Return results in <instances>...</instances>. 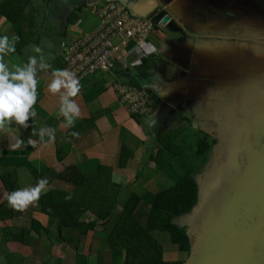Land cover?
Masks as SVG:
<instances>
[{"label": "crops", "instance_id": "crops-1", "mask_svg": "<svg viewBox=\"0 0 264 264\" xmlns=\"http://www.w3.org/2000/svg\"><path fill=\"white\" fill-rule=\"evenodd\" d=\"M109 1L127 6L134 15L140 14L136 16H148L150 14L155 16L164 10V14L168 16V21L161 22L163 26L174 20L173 23L177 25V30L186 32V28L194 29L196 26L199 29L195 30L201 31L200 33L208 30L205 14L202 12L196 16L194 13L195 5L200 10H207L208 7L204 4L208 0H29L27 15L31 19L30 35L23 42L20 41L18 31L12 28L11 22L5 20L0 14V36L6 35L10 40L13 37H19L15 44V52L4 57L9 68L12 69L13 65L22 66L26 64L30 56H36L39 60L41 55L45 62L50 65L46 70L37 71V101L32 109L36 115L29 118L27 122L29 127L23 128L11 124L5 130H0V264H124V252L110 250L107 232H110L117 222L123 206L131 195L137 196L138 199L133 217L141 226L145 227L148 213L155 202L156 195L181 184L182 179L188 175V179L193 183L195 203L188 211L189 213L184 215L186 218L183 219L182 224H189L192 220L190 231L193 232L199 229H207L206 224H209V227L221 225L225 217L230 220L228 216L234 212L233 209H236L238 203L242 202L237 195L241 194L239 192H247L243 189L240 180H237L239 181V184L236 185L238 188L233 190L223 186L220 182L218 183V180L225 178L223 177L225 168L222 163L225 156L219 153L213 157L211 147L204 156L197 153L198 142L201 139H205L210 145L208 134L215 135L222 131L217 129L215 132L213 124L220 128L226 122H230L231 117L228 121L225 119L226 112L230 113L231 101L240 94V92L233 96L227 94L231 92L232 87L231 81H227L225 78L231 68L236 66L232 60L230 63V57L237 54L233 49V46L238 43L237 38H244L247 42L251 35L257 33V30L251 28L242 31L240 29L241 22L237 18L228 23V16H218V20L212 24L213 31L218 33L221 30L226 35L233 34L235 36L224 39L222 47L206 49L199 54H194L196 57H205L203 61L206 63V65H199L194 68V71L204 73V76L201 77L202 85L196 86L195 91L191 92L193 98L197 95L203 97L202 101L205 107L200 106L197 110L195 109L196 112L205 116L208 112L207 107L219 104V110L210 117L207 115L204 123L198 124L194 122L193 117H190L193 108L186 109L189 110L186 111L185 108L181 110L164 103L168 109L161 104L160 109H164L161 111L166 110L168 113L169 108L175 110L177 115L171 116L170 121L180 122L181 125H174L170 129H166L167 125L161 127L160 122L157 129L154 128L153 124L156 125V123L152 122L151 116L155 114L157 116L159 103L166 101L162 100L161 102L159 88L152 81L146 83V86L153 87L158 95H156L158 101L154 113L140 117L139 121L131 117L129 112L119 104L112 85L115 81L120 80L128 81L135 86H144L145 84L142 83L147 82V77L141 75L136 68L144 56H138L133 51L131 60L136 62H133L135 64H131L123 73H116L114 76L107 73H96L79 81L80 91L72 99L78 105L80 115L75 118L74 126H66L64 117L59 114L60 93L52 94L48 91V84L53 79V71L65 70L60 43L82 32L94 29L99 22L94 9ZM1 2L3 0H0ZM190 8L192 12L189 10ZM240 8L242 9V6ZM242 10L246 11L245 9ZM70 12L74 14L66 19ZM232 14L235 15L234 12ZM189 18L198 20L194 24L191 20L189 22ZM221 18L223 21H219ZM244 23L242 22L243 25ZM163 26H157L155 29L159 32L154 38L155 44L150 40L151 45L154 46L153 51L151 50L146 55H155L156 58L153 59H157L156 63L161 65L165 63H161L162 59L157 55L162 57L159 51L165 50V38H169L162 35ZM223 27H225L224 30ZM41 30L45 35L42 34ZM45 31L49 33L47 32V34ZM170 37H174L172 40L175 41L181 40L176 35ZM260 45L250 43L245 49L251 55L252 60H257V56L261 58V50L264 44ZM36 47L41 49L40 53L35 52ZM173 64L166 65L163 69V72L167 71L172 74L170 81L179 80L180 75L183 74L180 65L182 62L177 56L176 59H173ZM148 76L152 77V74L149 75L148 73ZM211 78L212 81H210ZM251 79L264 81V76L263 74H253ZM178 82L174 81L176 85ZM176 90L178 88L175 89V92ZM221 97L225 99L220 103H215L217 100H212V98L219 99ZM212 101L215 102L209 104ZM178 103L181 102L176 101V105L181 107ZM140 121L143 123L145 121L146 125L152 129L146 131L141 126ZM231 125L228 123V126ZM71 127H76L73 132L79 133L78 137L68 135V130ZM41 129H53L55 139L50 140L47 132L41 139ZM153 130L156 132H150ZM231 130L235 131V127L226 128L225 131L221 132L223 133L221 139L229 138ZM172 131L176 132L172 134ZM73 132H69V134ZM217 137L220 138L218 135ZM18 139L22 140L23 143L20 147L13 148L12 145ZM163 139H165L166 144L175 147L176 150L166 149L162 145ZM29 140L33 143L30 144ZM228 140L238 144V137ZM259 143L262 142L259 141ZM262 147V145L256 146L257 149ZM122 148H125V154H127L123 159V166L120 165ZM56 150H60L59 160L56 156ZM233 154H235L234 151L228 153L229 158L226 159H232ZM259 163L264 167V150L259 156ZM72 166L76 167L85 178L93 177L96 173L99 174V178H102L101 182L107 187L102 192L107 191L109 184L121 186L116 196L115 209L104 219H98L87 212L78 218V223L94 225V230L86 237L81 238L79 230L74 226L57 230L56 217H47L40 213L35 203L23 211H16L12 207L7 208L5 205L8 202V194L33 185L34 180L37 179L35 173L40 176H38L39 178L45 179L48 171L59 174L66 167ZM248 170L250 169L246 167L245 172ZM255 170L257 169L255 168ZM219 172L220 174H217ZM3 176L7 177L9 190L2 187L1 179ZM187 185L189 186V184ZM250 186L251 184L247 185L246 189ZM213 187H217L218 193H212ZM72 189L71 183L53 178L47 182L42 193L50 190L69 191ZM234 191L238 192L233 193ZM202 193L204 197H201ZM213 197H217V202ZM201 200L204 202L202 203ZM227 201H229L228 207ZM216 203H218V210L215 208ZM117 212H119L118 215ZM112 218L115 220L110 221L109 219ZM53 232H55V237L52 236V238L55 242L50 239ZM260 232L262 233V231ZM204 233L207 234L208 231L204 230ZM211 243H206V250L215 249L217 245L218 248L214 251L209 250L206 253L209 255L201 259L204 262L212 254L220 253V250L224 248V256L219 254L220 257H223V261L227 259L238 263L241 260L242 252L246 249L243 243L237 247L236 244L233 246L230 240L227 245L223 246L222 244ZM57 249H61V252L57 253ZM230 250H234V253L231 254ZM183 253L186 252L179 253L177 251V254ZM6 257H10V263H7L6 259L8 258Z\"/></svg>", "mask_w": 264, "mask_h": 264}, {"label": "rangeland", "instance_id": "rangeland-1", "mask_svg": "<svg viewBox=\"0 0 264 264\" xmlns=\"http://www.w3.org/2000/svg\"><path fill=\"white\" fill-rule=\"evenodd\" d=\"M242 1L244 2L246 0H208L207 3L205 2L204 4L206 7H208L207 10H200L198 9V6L195 5L194 13L196 16L202 14V12L205 14V22L208 30L204 33H200L201 31L195 30L199 29L197 26L194 29H191L189 27L186 28V32L180 30L179 28V30H177V25L173 23L174 20L168 22L164 26L163 24H161V26H163L161 30L162 35L168 36L169 38H165V50L159 51L158 49L160 54H162V57L160 55L157 56L162 59L161 63L165 64H154L153 67L148 70L149 75L152 74V77L148 76L146 78L147 82H144L142 84L146 85V83L148 84V82L152 81V83H154L159 88L161 102L162 100L166 101L159 103V114H157V116L156 114L151 116L152 122L156 123V125L153 124L154 128L157 129V126L160 122L161 127L167 125L166 129H170L171 126L173 127L174 125H181L180 122L176 123V121H170L171 116L177 115L175 110L169 108L168 113H166V110L163 112L161 111L164 110L163 108L160 109L161 104L165 105V107L168 109V106L164 103H168L174 108H180L181 110H184V108L185 110L193 108L191 110L192 114L190 115V117H193L192 119L194 120V122L202 124L207 118V115L210 117L219 110V104H214L207 107L208 112L205 116L200 114L199 112H196L197 108H199L200 106L205 107L202 101L203 97L201 95H197L193 98L191 92L195 91L196 86L198 87L202 85L201 77L204 76V73H198L194 71V68L196 66L198 67L199 65H206V63L205 61H203L205 57H196L194 56V54H199L206 49L222 47V41L224 39H230L231 37L235 36L233 34L226 35V33L222 32L221 30L218 33H215L213 31L211 27L212 24H214L218 20V16H228V23L231 22L234 18H237L239 22H241L240 29L242 31L256 28L257 33H254L255 35H251L250 38H248L247 42L246 39L240 37L239 39L237 38L238 43L236 44V46H233V49H235L234 52H236L237 54L231 55L230 63L232 60L233 64L236 66L231 68V71H229L225 78V80L231 81L232 87L231 92H228L227 94L228 96L237 95V93L239 92L240 94L231 101L230 113L226 112L225 119H227L228 121L229 117H231L229 119L230 122H226L220 128L219 126H215L212 123L215 132L217 129L219 131L222 130L221 132H223L226 130V128H230L233 126L235 127V131L231 130L229 133V138H226V140L221 139L223 138V133L221 132L216 133V136L214 134L207 133L209 135L208 141L210 142V147L213 150V157L215 155H219V153H221L222 156H225L224 161H222L225 168L223 177L225 178L218 180V183L220 182L223 186H227L228 189L233 190L234 188H238L236 187V185L239 184V181L237 180H240L243 189L247 192H239L241 194L237 195L242 202H239L236 206V209H233L234 212L228 216L230 217V220H227V218L225 217L221 225L218 224L217 226L212 225L211 227H209V224H206V230H211V232H215L216 234L220 233L222 230H225V233L230 235L232 232H234L235 229L241 237L231 238L230 236H226V238L232 242V245L234 246L236 244L237 247H239V244L245 240V242L250 241L252 247V249L248 247L245 254L242 253L243 255L240 256V261H243L244 264H258L256 263L255 259H259L258 257H260V254L262 255L264 253L262 250H260L261 247L264 248V167L259 163V156L264 150V121L260 120H264V81H253L251 77L253 76V74H263L264 76V46L261 50V58L257 56V60H252L251 55L245 49L250 43H255L258 45L264 44V9H259L254 3H250L249 5H247L246 11H243L240 8V4L242 3ZM189 10H191L192 12L191 8ZM224 12H226V14H223ZM233 12L235 13V15L232 14ZM136 15L140 14L136 13ZM164 16V10H162L158 15H155L154 18H163ZM190 20L194 23L198 19L189 18V22ZM219 21H223L222 18ZM242 22H245L244 25L242 24ZM224 28L225 27H223V30ZM41 32L43 31L41 30ZM45 32L47 33L48 31ZM158 32L159 30H155L151 35L150 39L154 44V38L157 36ZM42 34L45 35L44 32ZM174 35L178 36V38H181V40H172V38L174 37L170 36ZM253 36H255L254 39H252V41L248 43V41ZM176 56L179 61L182 62V64L180 65L182 66L181 71L183 74L180 75L181 77L179 80H174L179 82L177 83V85L173 82L172 88L170 83V77L172 76V74L167 71L163 72V69L164 67H166V65H174L173 59H176ZM130 58H132V55L130 56ZM212 78L210 81H212ZM177 88L178 90H176L175 92V89ZM224 99V97H221L219 99L212 98V100L217 101L209 102V104L213 102L220 103ZM176 101L182 103V105L181 103H178L181 107H178L176 105ZM228 123H231L232 125L228 126ZM140 124L146 131L152 129L149 125H146L145 121L144 123L141 122ZM150 132H156V130ZM174 132L176 131H172V134ZM217 135L220 138H218ZM234 137H238V144H234L231 142V140H228ZM247 141H249V144H247ZM259 141H261L262 143H259ZM257 145H262L263 147L261 149H257ZM231 151H234L235 154H233L232 159L230 158V160H227L226 158H229L227 154ZM246 167L250 169L248 170V172H245ZM255 168L257 170H255ZM217 174H220V172ZM238 177H240V179H238ZM235 180L237 182H234ZM250 184V188L246 189V186ZM29 188H31V185L29 186ZM214 192L218 193L217 187L212 188V193ZM237 192L238 191H234L233 193ZM216 195L219 196V194ZM201 197H204L203 193L201 194ZM213 198L216 199L217 202V197ZM201 202L203 203L204 200H201ZM226 204L228 207L229 201H227ZM215 208L218 210V203L215 204ZM118 213L119 212H117V215ZM188 213L189 212L187 211L186 213H184V215H187ZM89 216H91V214H89ZM109 220L114 221L115 218ZM183 221L184 220H181V222L177 221V225H186L188 228L189 236L191 238L194 232L190 231L192 220H190L189 224H182ZM237 228H239L240 231ZM99 230H101V228H99ZM260 231H262V233ZM52 236L55 237V232H53L50 236L51 241L55 242ZM156 237L162 247L164 246V253H162V256L164 259L163 261L165 262L167 261L173 264H191L189 262L195 260L192 262V264H240L236 263V261L234 262V260L228 261L226 259L223 261V257H220V253L218 252L212 254L209 258H207L205 262L201 260V254L198 255L197 250H194L197 243L201 239L200 237L193 242L189 253L186 252L183 254H177V250L172 245L165 248V246H167L168 244V237L166 235L161 234L156 235ZM191 239L193 240V238ZM203 239L205 240L203 243L204 245H206V243L209 242L210 234H208L207 237ZM254 246L258 248L256 249L254 248ZM31 247L33 246L31 245ZM217 248L218 245L215 249L212 248L209 250L214 251L217 250ZM230 251L231 254L234 253V250ZM56 252H61V249H57Z\"/></svg>", "mask_w": 264, "mask_h": 264}, {"label": "trees", "instance_id": "trees-1", "mask_svg": "<svg viewBox=\"0 0 264 264\" xmlns=\"http://www.w3.org/2000/svg\"><path fill=\"white\" fill-rule=\"evenodd\" d=\"M29 0H3L0 3V14L5 20L10 21L12 28L18 31L20 41L28 39L30 35V21L27 15V6ZM254 3L259 9H264V0H246L240 4L242 9H247V5ZM73 12L67 15L68 19ZM19 42V44H22ZM155 55L144 56L136 66L141 75L148 77V68L155 64L158 60ZM53 69V66L51 65ZM135 120H140L139 116L132 115ZM13 123L12 125H14ZM76 127H71L68 130L73 132ZM162 145L168 150H176L175 147H170L163 139ZM210 145L205 139L198 142V155L204 156L209 151ZM60 150H56L57 159H60ZM125 148H122L120 155V165L123 166L125 157ZM35 173L33 185L36 186L41 178ZM99 174L93 177L85 178L79 173L76 167H66L61 173L55 174L48 171L46 175L47 182L55 179L71 183L73 189L69 191L50 190L41 193L40 198L35 204L38 206L40 213L47 217H56L57 230L63 227H76L79 230L81 238L86 237L94 230V225L86 223H78V218L82 214L91 213L98 219H104L116 207V196L121 188L120 185L109 184L107 188L101 182ZM100 179V180H99ZM4 189L9 190L10 186L7 177H2ZM181 184L175 187L160 192L156 195L155 202L151 206L147 217L146 226H141L136 218L133 217V212L137 204V196L131 195L123 206L121 215L114 224L110 232H107V240L111 251L121 250L125 254L124 264H173L163 261L162 253L164 249L159 243L156 235L164 234L168 237V244L165 246H174L179 252L189 253L193 240L190 238L186 225H177V221L185 219L184 213L190 210L195 203L193 183L186 175ZM97 183V184H96ZM189 184V186L187 185ZM101 194V195H100ZM71 197L66 199V197ZM10 208L8 202L5 204ZM34 224V223H33ZM35 225V224H34ZM196 234V231H194ZM194 234V235H195ZM156 237V238H155ZM172 248V247H171ZM206 246L201 253V257H207L209 249ZM206 250V251H205ZM101 257V256H100ZM7 263L11 262L10 257H6Z\"/></svg>", "mask_w": 264, "mask_h": 264}, {"label": "built area", "instance_id": "built-area-1", "mask_svg": "<svg viewBox=\"0 0 264 264\" xmlns=\"http://www.w3.org/2000/svg\"><path fill=\"white\" fill-rule=\"evenodd\" d=\"M98 25L60 43L64 69L75 74L80 81L96 73H123L135 60L130 56H146L153 47L152 33L161 26L162 18L136 16L125 5L106 2L94 9ZM120 105L129 114L143 117L154 113L157 106L155 89L135 86L128 81H115L112 85Z\"/></svg>", "mask_w": 264, "mask_h": 264}, {"label": "clouds", "instance_id": "clouds-1", "mask_svg": "<svg viewBox=\"0 0 264 264\" xmlns=\"http://www.w3.org/2000/svg\"><path fill=\"white\" fill-rule=\"evenodd\" d=\"M18 39L19 37H13L10 40L6 35L0 36V130H5L13 123L23 128L29 127L27 123L29 118L36 115L32 109L37 101V71L50 67L41 55L39 60L36 56H30L26 64L13 65L10 69L4 57L15 52V44ZM34 50L36 53L41 52L39 47ZM52 76L53 79L48 84V91L52 94L60 93L59 114L64 117L66 126H74L75 118L80 115V109L72 98L76 97L80 91L79 81L75 78L74 73L67 70H54ZM45 132L48 133L50 140L55 139L53 129H41V139ZM71 135L78 137L79 133L73 132ZM22 143L23 141L18 139L12 147L18 148ZM29 143L33 142L29 140ZM46 185L47 180L41 179L34 187L16 190L8 194L9 206L16 211L25 210L29 205L39 200ZM70 198V196L66 197V199Z\"/></svg>", "mask_w": 264, "mask_h": 264}, {"label": "water", "instance_id": "water-1", "mask_svg": "<svg viewBox=\"0 0 264 264\" xmlns=\"http://www.w3.org/2000/svg\"><path fill=\"white\" fill-rule=\"evenodd\" d=\"M166 21H168V16H167V15H165V16L161 19V22H162V23H163V22H166ZM211 215H212V212H211ZM221 224H222V223H221ZM232 228H234V227H232ZM229 229H230V228H229ZM237 229L240 231L239 228H237ZM204 230H206V229H200V230L196 231V234H195V232H193V235H192V237H191V238H193V241H196L199 237L201 238L200 241L197 243L195 249H194V250H197L198 255L201 254V253L203 252V249H204V247L206 246V245H204V243H203V242L205 241L203 238H206L208 234H210L209 242H212L211 244H215V243H216V244H222V246H223V245H227V243H228V241H229V239H227L226 236H230V237H231V235H233V238L241 237V236L239 235V233H238L235 229H234V232H232L230 235L226 234V233H225V230H222V231H221L220 233H218V234H216L215 232H211V230H207L208 233L205 234V233H204ZM194 234H195V235H194ZM242 243L246 246L245 251L242 252L243 254H245V252H246V250H247L248 247H250V248L252 249L251 244H250V241H249V242H248V241L245 242V240H244V241H242ZM211 244H210V245H211ZM254 248L257 249L258 247L254 246ZM260 250H262V251L264 252V248H263V247H261ZM225 251H227V250H225ZM243 254H241V256H242ZM220 256H224V248L220 250ZM258 258H259V259H255L256 263H258V264H260V263H264V253H263L262 255L260 254V257H258ZM252 260H253V259H252ZM193 261H195V260H192V261H190L189 263L192 264ZM238 263H240V264H244L243 261H240V262H238Z\"/></svg>", "mask_w": 264, "mask_h": 264}, {"label": "flooded vegetation", "instance_id": "flooded-vegetation-1", "mask_svg": "<svg viewBox=\"0 0 264 264\" xmlns=\"http://www.w3.org/2000/svg\"><path fill=\"white\" fill-rule=\"evenodd\" d=\"M173 82H174V81H170V83H171V86H172ZM172 87H173V86H172Z\"/></svg>", "mask_w": 264, "mask_h": 264}]
</instances>
